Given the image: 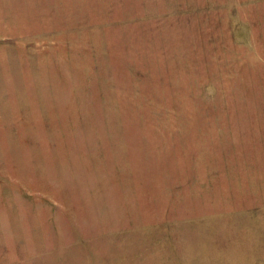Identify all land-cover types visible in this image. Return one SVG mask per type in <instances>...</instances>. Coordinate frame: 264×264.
Returning a JSON list of instances; mask_svg holds the SVG:
<instances>
[{
	"label": "rangeland",
	"instance_id": "obj_1",
	"mask_svg": "<svg viewBox=\"0 0 264 264\" xmlns=\"http://www.w3.org/2000/svg\"><path fill=\"white\" fill-rule=\"evenodd\" d=\"M0 264H264V0H0Z\"/></svg>",
	"mask_w": 264,
	"mask_h": 264
}]
</instances>
